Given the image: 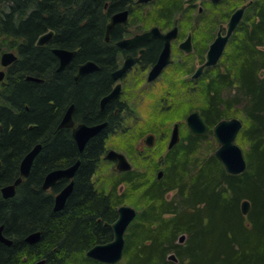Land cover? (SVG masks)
I'll list each match as a JSON object with an SVG mask.
<instances>
[{
  "label": "trees",
  "instance_id": "1",
  "mask_svg": "<svg viewBox=\"0 0 264 264\" xmlns=\"http://www.w3.org/2000/svg\"><path fill=\"white\" fill-rule=\"evenodd\" d=\"M8 1L9 10L0 8V52L15 47L19 59L0 86V186L15 179L28 150L38 142L41 149L14 196L0 193L2 233L12 240L10 245L0 241V264H33L42 258L43 264H264V0L247 4L218 63L185 95L186 101L198 103L184 104V111L198 110L207 133L185 129L167 149L159 179L130 169L112 181L109 192L92 179L102 154L100 135L80 152L61 129L54 132L55 106L69 96L91 113L104 82L53 87L47 75L50 54L33 45L36 35L51 27L62 45L78 47L79 58L93 57L107 69L112 53H102L99 42L103 0ZM107 1L109 11L128 2ZM184 2L152 0L148 18L172 23ZM212 13V22L228 14ZM157 44L150 42L152 49ZM25 73L42 81L27 80ZM230 117L242 122L235 141L244 145L246 168L239 174L227 173L213 151L200 150L212 126ZM76 158L80 163L72 190L64 206L53 210L54 195L67 180L44 190L42 178ZM120 182L127 185L124 194L117 192ZM125 193L138 202V212L124 233L121 259L106 263L87 256L93 244L112 239L111 223ZM243 199L250 202L246 215L240 208ZM34 230L40 237L29 245L23 237ZM170 253L176 260L168 258Z\"/></svg>",
  "mask_w": 264,
  "mask_h": 264
},
{
  "label": "rangeland",
  "instance_id": "2",
  "mask_svg": "<svg viewBox=\"0 0 264 264\" xmlns=\"http://www.w3.org/2000/svg\"><path fill=\"white\" fill-rule=\"evenodd\" d=\"M245 1L221 0L217 4H212L210 0H185L184 9L175 15L174 20L184 31L181 35L184 36L188 31H193L196 45L202 46L204 50L215 36L218 25L225 24L230 12ZM9 4L8 0H0V8L3 10H8ZM142 6L145 17L152 10L153 3L145 2L142 3ZM199 6L202 7L201 12L198 11ZM213 10L214 12L222 11L225 14L228 12V14L221 17V20L216 19V22H212ZM144 17L139 11H135L129 20L130 25L138 24L142 27L156 24L153 21L149 22L152 18ZM173 57V65L152 83H146L144 78L134 77L133 73L129 74L126 87L121 95L119 126L106 139V148H115L123 152L132 165L131 170L143 173L145 176L154 177L156 171L163 167V157L167 151V141L173 122H180L181 136L184 135L185 129L189 130L184 121L187 114V111H184V106L198 103V100L186 101L185 97L187 93L194 90V87L197 88L198 84L189 86L187 83V85L183 83L181 85L182 80L186 82L190 77L185 73L186 71L181 74V77L179 76V71L192 70L198 63L197 52L190 57L175 53ZM210 72L213 71L209 70V74ZM178 109L180 110L177 116ZM140 131L142 133L138 135ZM148 133H153L155 137L151 146H147L143 142V138ZM237 144L243 151L244 145ZM217 146L218 143L212 133L202 142L200 150L210 153L214 152ZM122 173L115 168L113 162L102 156L92 179L96 187L109 192L112 190V181ZM116 189L119 194H124L127 185L125 182H120ZM173 193L174 191H170L168 195L171 196ZM129 195L125 193L121 204L131 205L138 211V202Z\"/></svg>",
  "mask_w": 264,
  "mask_h": 264
},
{
  "label": "water",
  "instance_id": "3",
  "mask_svg": "<svg viewBox=\"0 0 264 264\" xmlns=\"http://www.w3.org/2000/svg\"><path fill=\"white\" fill-rule=\"evenodd\" d=\"M147 0H138V2H143ZM214 2L218 0H212ZM249 2V1H248ZM247 3H243L230 13L228 20L225 24H220L215 37L209 43L207 50L205 52L204 62L196 69L194 76H198L204 66L214 65L218 62L221 57L224 47L235 30L236 26L240 22ZM127 17V10H121L111 15L109 22L106 25V32L108 33L112 27L118 22H124ZM224 30V33L222 32ZM177 26H173L171 29L162 33L158 27L153 26L149 30L137 34L131 37L129 42H139L147 40L152 36H159L164 39V47L156 61V63L151 68L148 74V80L153 79L161 71L163 66L169 62V44L170 40L176 36ZM51 35V31L41 34L38 38L37 43L41 44ZM190 36H188L180 46L186 51L190 50ZM55 53L62 57V55L67 52L64 49H55ZM71 56L73 52H67ZM16 59V55L13 51H4L0 56V64L5 66ZM63 62V59H61ZM92 62H87L80 66L78 75L87 72L88 70L94 68ZM127 67V63L118 70L122 72ZM4 77V71L0 70V81ZM26 79L39 81L38 77L27 76ZM116 87L109 93L104 100L116 94ZM72 106H70L64 115L62 121L59 124L61 126H70L72 120L70 118ZM185 122L190 132L195 135H202L208 131V125L202 119L198 110L190 111L185 118ZM107 122H102L101 124L87 126L85 124H80L73 129V136L76 141V145L79 151H82L86 140L93 134L97 133L101 128L106 125ZM242 125L241 120L238 117L222 118L219 119L212 126V133L218 142V146L214 150L215 157L221 162L225 171L230 174H239L246 168V160L242 151V148L235 142L237 132ZM180 139L179 133V122L173 123L167 143V148H172ZM143 142L145 145L150 146L154 142V135L148 133L144 138ZM41 147L40 143H36L22 158L19 164V175L13 180L12 183L6 184L0 188L1 194L4 198L12 197L15 194L16 186L21 182L23 177L28 176L32 161L35 155L38 153ZM107 159H116L115 167L118 170H129L131 168V163L128 161L124 153L110 148L106 153ZM80 160L77 159L75 163L65 168L53 169L46 173L42 181V188L49 189L52 187L57 180L60 178H67L69 181L55 194L53 200V209L60 210L66 201L69 193L73 187V176L79 165ZM162 169H158L156 172V178L159 179L162 176ZM241 212L246 215L250 209V202L248 199H243L241 201ZM137 210L128 204H121L117 208V216L111 223L113 237L111 240L103 243H95L86 250V255L96 259L98 261L106 263H114L121 259L123 248H124V232L126 231L128 225L136 216ZM3 225H0V241L6 245H10L12 240L4 236L2 233ZM40 237V231H34L29 233L25 240L29 244H33L38 241ZM184 235L179 236V241L181 242ZM168 258L176 260L173 253L168 255ZM44 259H39L33 264H43Z\"/></svg>",
  "mask_w": 264,
  "mask_h": 264
},
{
  "label": "flooded vegetation",
  "instance_id": "4",
  "mask_svg": "<svg viewBox=\"0 0 264 264\" xmlns=\"http://www.w3.org/2000/svg\"><path fill=\"white\" fill-rule=\"evenodd\" d=\"M150 1L152 0H147L143 2H138V0H128V2H125L124 4H122L119 8L111 10V11L108 10L109 1L107 0L102 1L101 6L99 7V13L102 17V32H101V37L99 39L100 51H102V53L104 52L112 53V63L107 66V69L104 67L101 61H97L93 57L86 56V57L79 58L77 56L78 47H72L71 45H62L59 42V39L56 38V36L59 34L56 33L55 30L51 27H47L45 31L36 35L33 45L36 47H40V48L44 47L50 54L49 56L50 62L48 63V66H47L48 67L47 75L51 79L53 87L59 88L60 86L63 85L64 82L66 84L72 83L75 85L83 84V83L90 82V81H96L98 83L104 82V87L102 91L97 95L95 107L93 108V111H91V113L88 111L87 112L82 111L81 107L79 106L77 107V104H76V101H74V98L69 97V96L66 97V99L64 100V103H62L61 105H57L54 108L56 111L54 132L61 129V131L66 134V137L70 141L73 142L76 148H77V145H76L75 138L73 136V129L76 126L80 124H85L87 126H93V125L101 124L102 122H107L103 128H101L97 133L91 135L85 142V145H86L90 140L94 139L95 137H99L100 135L101 143H102L101 144V147H102L101 157L103 156L104 158H106V153H107V148H106L107 140L106 139L113 131H115L116 127L119 126V111H120L121 103H122L121 95H122L124 87H126L128 76L130 73H133V76L136 78H139V77L144 78L146 83H152L156 79H158L167 70V68L173 65L174 63L173 55L175 53H179L181 56H184V57H190V56H193L197 52L199 58L197 60L198 63L194 66V68L192 70L179 71L180 77L182 76L181 74L185 71H186L185 73L189 74V77H190L186 80V82L182 80L180 84L182 85L183 83H185V85L188 84L189 86H192V84L198 83V80H200V77L207 72L206 69H208V67H212L216 65L214 64L210 66H204L200 74L198 76H194L196 69L204 62L205 52L207 50L209 43L213 39L207 44V46L203 50L202 46L196 45L194 32L188 31L184 36H182L181 34L184 31L182 30L181 27H179L178 23H175V21L172 23L157 22L156 24H151V25H146V26L144 25L142 27L139 26L138 24L130 25L131 22H129V20L130 18L133 17L135 11H139L141 16L144 17V10H142L143 8L142 3L150 2ZM210 1L213 4H217L221 0H218L216 2L212 0ZM248 1L249 0H246L245 2H248ZM121 10H127L126 20L124 22L116 23L112 27V29L109 30V32L107 33L106 25L109 22L111 15ZM201 10H202V7L199 6L198 11L201 12ZM144 18H148V15H146ZM166 24L167 25L169 24V26L165 27ZM153 26L158 27L162 33H165L166 31L171 29L173 26H177V32H176V36L170 40L169 62L163 66V68L157 74V76H155L151 80H148V74L151 68L153 67V65L156 63L164 47V39L159 36H152L147 40H143L139 42H129L128 40L137 34H141L149 30ZM48 31H51V35L49 36V38L46 39L43 43L38 44L37 43L38 37L41 34L48 32ZM222 32L224 33V30ZM188 36H190V44H189L190 50L186 51L183 47L180 46V44ZM153 39L154 40L156 39L158 44L157 46H154L152 49L150 46V42ZM55 49H64L67 52H73V54L69 56L68 55L69 53L65 52L61 57L57 53H55L54 51ZM147 49L148 51L151 49L150 55H147ZM9 50H12L14 52V54L16 55V59L5 66L0 64V70L4 71V77L0 81V84L6 82L7 74L9 73L10 69L15 65V61L19 59V53L15 47ZM4 51H8V50L1 51L0 55ZM61 59H63V62H61ZM87 62H92L93 63L92 66H94V68L88 70L87 72L83 74L78 75L80 66ZM125 62L127 63V67L122 72L119 73L118 70L125 64ZM28 74L30 73H25V76ZM32 76H35V75H32ZM35 77H38V76H35ZM91 79H96V80H91ZM39 81H42L41 78H39ZM115 87L117 89L116 94L104 100V98L109 93H111ZM70 106H72V109L70 112V118L72 120V124L70 126L59 127L60 122L62 121L64 115L66 114ZM85 145H84V148H85ZM108 160L113 162L115 166L116 159H108ZM120 172H125V171H120ZM63 179H66L67 182L69 181V179L67 178L63 177Z\"/></svg>",
  "mask_w": 264,
  "mask_h": 264
},
{
  "label": "bare ground",
  "instance_id": "5",
  "mask_svg": "<svg viewBox=\"0 0 264 264\" xmlns=\"http://www.w3.org/2000/svg\"><path fill=\"white\" fill-rule=\"evenodd\" d=\"M38 38H39V37H38ZM37 41H38V40H37ZM8 51H12V50H8ZM0 56H1V55H0ZM27 76H32V75H30V74L26 75V76H25V79H26ZM27 80H28V79H27ZM32 81H34V80H32ZM40 144H41V143H40ZM28 151H29V150H28ZM28 151H27V152H28ZM27 152H26V153H27ZM26 153H25V154H26ZM25 154H24V155H25ZM24 155H23V157H24ZM23 157H22V158H23ZM22 158H21V160H22ZM77 159H79V158H76V160H77ZM21 160H20V161H21ZM76 160H75V161H76ZM79 160H80V159H79ZM75 161H74L73 163H75ZM73 163H71L70 165H72ZM79 163H80V162H79ZM70 165H67V166H64V167H55V168H52V169L48 170L47 172H49V171H51V170H53V169H57V168H65V167H68V166H70ZM78 166H79V165H78ZM47 172H46V173H47ZM46 173L44 174V176L46 175ZM18 175H19V173H18ZM18 175H17V176H18ZM17 176H16V177H17ZM44 176H43V178H44ZM16 177H15V178H16ZM26 177H27V176H26ZM23 178H25V177H23ZM23 178H22V180H23ZM43 178H42V181H43ZM22 180H21V181H22ZM42 181H41V188H42ZM12 182H13V181H12ZM12 182H9V183H12ZM9 183H6V184H9ZM20 183H21V182H20ZM20 183H19V184H20ZM6 184H4V185H6ZM19 184H18V185H19ZM4 185H2V186H4ZM18 185H17V186H18ZM2 186H0V188H1ZM17 186H16V187H17ZM42 189H43V188H42ZM44 190H45V189H44ZM0 193H1V191H0ZM1 196H2V194H1ZM13 196H14V195H13ZM2 197H3V196H2ZM3 198H4V197H3ZM9 198H10V197H9ZM53 210H54V209H53ZM137 212H138V211H137ZM0 225H1V224H0ZM34 231H39V230H34ZM34 231H31V232H34ZM31 232H29V233H31ZM29 233H27V234L23 237V239H24L23 241H24L25 243H27V244H29V243L25 240V237H26ZM29 245H30V244H29ZM86 250H87V249H86ZM86 250H85V254H86ZM42 259H43V258H42Z\"/></svg>",
  "mask_w": 264,
  "mask_h": 264
}]
</instances>
